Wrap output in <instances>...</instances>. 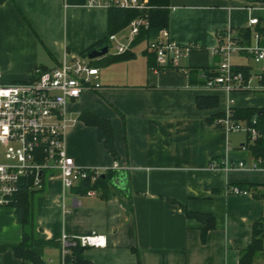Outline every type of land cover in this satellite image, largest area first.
I'll use <instances>...</instances> for the list:
<instances>
[{
	"label": "crops",
	"instance_id": "0c3cea01",
	"mask_svg": "<svg viewBox=\"0 0 264 264\" xmlns=\"http://www.w3.org/2000/svg\"><path fill=\"white\" fill-rule=\"evenodd\" d=\"M87 2L0 0L2 82L28 81L37 68L81 57L107 37L108 10ZM170 12L171 38L181 47L192 45L178 68L150 65L156 59L144 41L139 54L134 45L132 58L99 69L101 90L83 93L67 108V154L81 168L118 163L119 175L127 176L132 213L117 196L106 200L96 191L91 196L66 190L58 172L46 173L36 197L38 241L32 248L46 264H73L63 263L62 237L91 234L106 237L104 248L85 249L92 264H239L240 249L251 244L253 224L261 219L264 233V201L251 193H225L244 185L264 191V169L255 167L248 140L244 144L217 125L218 119L211 121L226 112L229 99L233 109L263 110L264 93L229 95L205 88L202 79L203 69L216 70L219 58L212 52L219 32L249 29L250 19L264 15V2L171 0ZM240 57L248 56L235 57L233 65L250 67ZM199 97L215 105L200 108ZM86 112L109 121L117 158L99 140L97 128L81 119ZM212 161L227 167L212 168ZM181 206L207 217H187ZM211 220L213 228L203 238ZM21 240L15 210L1 208L0 264H32L1 249ZM252 264H264V254Z\"/></svg>",
	"mask_w": 264,
	"mask_h": 264
},
{
	"label": "built area",
	"instance_id": "2783aa9c",
	"mask_svg": "<svg viewBox=\"0 0 264 264\" xmlns=\"http://www.w3.org/2000/svg\"><path fill=\"white\" fill-rule=\"evenodd\" d=\"M87 6L141 12L149 9L147 0H88ZM258 24V18L249 21V44L245 43L242 32L233 29L219 32L218 46L212 52V56L218 57L219 61L214 75L203 73L205 88L222 90L229 95L238 92L264 93V46L260 44L262 38L255 29ZM128 29L129 36L119 38L115 34L109 37V50L112 48L114 55L129 52L142 31L149 29V21L146 18L134 19ZM146 42L147 50L154 54L160 68H178L181 58L192 49V45L179 46L168 29H162L154 39ZM233 55L248 56L257 68L234 66ZM2 78L0 71V209L15 210L16 197L24 184L41 190L48 172H58L63 187L71 190L83 181L95 184L109 170H121L116 162L111 168H81L67 154L65 137L69 127V103L85 92L101 90L99 69L92 66L89 59L65 57L53 69L37 68L32 78L24 82L4 84ZM232 103L233 100L229 99L224 117L216 121L217 125L228 133L245 134L251 145L264 140V132L258 128L256 117L250 121L233 119ZM263 164V158L255 160L256 168L264 169L261 167ZM242 166L240 163L238 167ZM211 167L224 168L227 164L212 161ZM225 193L245 192L233 186ZM87 194L93 196L96 192L92 190ZM61 242L65 263L70 246L78 244L83 248H104L106 237L91 234L70 239L64 235Z\"/></svg>",
	"mask_w": 264,
	"mask_h": 264
},
{
	"label": "trees",
	"instance_id": "16d2710c",
	"mask_svg": "<svg viewBox=\"0 0 264 264\" xmlns=\"http://www.w3.org/2000/svg\"><path fill=\"white\" fill-rule=\"evenodd\" d=\"M149 9L146 11H137V10H123L118 8L108 9V35L102 41L97 43L95 46L87 49L81 54V57L88 59V56L91 52L95 50H100L103 47H109V37L117 34L124 28L128 27L131 21L137 18H146L149 21V29L142 31L140 36L133 43L134 45L140 44L144 41H150L154 39L159 31L162 29H168L169 20H170V5L171 0H147ZM251 2H257V0H249ZM260 23L256 26V31L261 36L260 44L264 46V15L260 17ZM240 32L244 35L245 43L249 44L251 39V31L249 29L241 30ZM150 60L152 55L148 54ZM133 57V53L127 52L121 55H111L107 54L106 56L97 59L89 60L90 64L98 69L109 66L113 63L120 62L126 59ZM157 63H152L150 65H155L157 69H161L156 65ZM205 73L210 76L214 75L213 72H210L206 69H203ZM197 105L200 108L214 106L215 103L211 98L208 97H199L197 98ZM233 114V119L235 120H248L256 117L257 126L260 130L264 132V109H231ZM224 117V114H219L211 118V121L216 119H221ZM81 119L85 124L97 128L99 140L102 141L108 150L115 158H117V153L114 147L113 140V130L109 121L98 118L90 112L83 113ZM250 151L255 160L260 158L264 159V140H259L255 144L250 146ZM264 168V164L261 166ZM119 176V173L116 170H109L104 176L95 184H90L88 181L81 182L77 187L73 189L79 193L86 194L89 191L99 192L103 199H110L111 197H119L128 212L132 213V202L129 195V190L126 188L124 191L119 190L114 184L115 178ZM240 189L241 192L251 193L253 197L264 201V191L260 190V187L257 185H244L236 186ZM43 192L41 190H34L29 187L28 184L21 186V190L18 193L15 201V217L17 222L22 227V240L19 244L13 246H3L1 249L10 248L14 252L15 256L18 259L30 261L32 264H46L43 259L35 254L32 250L33 245L38 241L37 238V225H36V197ZM181 210L190 218H196L198 220H205L207 216L193 214L186 210L185 207L181 206ZM263 219L259 220L253 224V234L252 242L249 246L240 249L239 264H252L257 258L264 254V233H263ZM213 228V220L211 223L206 224V228L203 231V238L205 237L206 231ZM86 248L81 247L80 245L70 246V254L66 256V263L73 264H92L87 261L84 257V251Z\"/></svg>",
	"mask_w": 264,
	"mask_h": 264
},
{
	"label": "rangeland",
	"instance_id": "374dc122",
	"mask_svg": "<svg viewBox=\"0 0 264 264\" xmlns=\"http://www.w3.org/2000/svg\"><path fill=\"white\" fill-rule=\"evenodd\" d=\"M129 33H130V30L127 29L125 30L122 34H120L118 37L119 38H124L126 36H129ZM144 48H146V44L145 42H142L140 44H137L134 46V51L139 54ZM109 54L113 55L114 54V50L112 48H110L109 50ZM239 55H233L232 56V61L235 59V57H237ZM240 60L242 62H246L248 63L251 67H253L254 69L257 68V66H255L254 62L248 58V57H240ZM231 134H234L236 137H238L239 139H242L243 140V143L246 144L247 143V137L245 134H242V133H231Z\"/></svg>",
	"mask_w": 264,
	"mask_h": 264
},
{
	"label": "water",
	"instance_id": "95a60500",
	"mask_svg": "<svg viewBox=\"0 0 264 264\" xmlns=\"http://www.w3.org/2000/svg\"><path fill=\"white\" fill-rule=\"evenodd\" d=\"M109 47H103L100 50H95L91 52L88 56L89 60H97L100 59L108 54ZM126 181L127 176L124 174H120L117 178H115L113 184L120 190L124 191L126 189Z\"/></svg>",
	"mask_w": 264,
	"mask_h": 264
}]
</instances>
